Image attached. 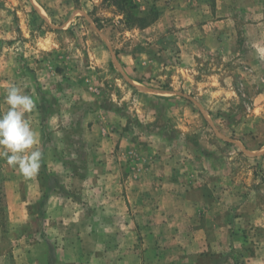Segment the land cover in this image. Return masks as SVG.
<instances>
[{"label":"rangeland","instance_id":"374dc122","mask_svg":"<svg viewBox=\"0 0 264 264\" xmlns=\"http://www.w3.org/2000/svg\"><path fill=\"white\" fill-rule=\"evenodd\" d=\"M125 1L0 0L42 152L0 158V264L264 263V0Z\"/></svg>","mask_w":264,"mask_h":264},{"label":"clouds","instance_id":"9594fccd","mask_svg":"<svg viewBox=\"0 0 264 264\" xmlns=\"http://www.w3.org/2000/svg\"><path fill=\"white\" fill-rule=\"evenodd\" d=\"M5 102L8 109L0 113V158L18 168L25 178L35 176L41 166L42 152L35 146L38 134L25 114L35 108V101L21 88L11 85L6 89Z\"/></svg>","mask_w":264,"mask_h":264},{"label":"crops","instance_id":"0c3cea01","mask_svg":"<svg viewBox=\"0 0 264 264\" xmlns=\"http://www.w3.org/2000/svg\"><path fill=\"white\" fill-rule=\"evenodd\" d=\"M197 191H199V190H197ZM194 192H195V191H194ZM199 203H200V201H199ZM195 204H196V202H194V201H189V202H188V206H189L190 208H193V207L195 206ZM187 232H188V231H187ZM186 236H188V239H189V240H187V241H188V247H189V248H190V246H192L193 244L200 243V242H198V240H197L196 238H194V233H193V232L191 233V232L189 231L188 235L186 234ZM205 240H206V239H204L203 242H205ZM203 242H201V243H203ZM231 261H232V260H231V256H230V255H228L227 259L225 258V259H223V260L214 261V258H212L211 255L207 256V255L205 254V255L200 256L199 263H197V262H195V261H192V260H188V263L185 262L184 264H231ZM261 263L264 264L263 261H261ZM232 264H234V263L232 262ZM235 264H237V262H236ZM249 264H250V263H249Z\"/></svg>","mask_w":264,"mask_h":264},{"label":"trees","instance_id":"16d2710c","mask_svg":"<svg viewBox=\"0 0 264 264\" xmlns=\"http://www.w3.org/2000/svg\"><path fill=\"white\" fill-rule=\"evenodd\" d=\"M116 3H118L119 9L127 15L126 24H130L132 26L133 23H135L137 25V23L144 22L149 19L148 17H135L134 15H132L130 13V8L126 7L127 2L125 0H123L122 4L120 3V0H116Z\"/></svg>","mask_w":264,"mask_h":264}]
</instances>
